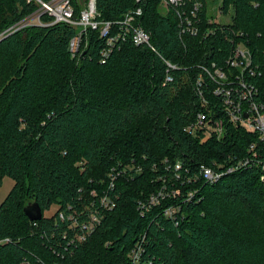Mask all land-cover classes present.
<instances>
[{
  "label": "trees",
  "instance_id": "16d2710c",
  "mask_svg": "<svg viewBox=\"0 0 264 264\" xmlns=\"http://www.w3.org/2000/svg\"><path fill=\"white\" fill-rule=\"evenodd\" d=\"M160 2L97 0L104 21L140 5V23L157 52L120 39L103 57L105 39L88 29L72 56L78 26L50 24L47 14L43 25L0 37V184L4 176L14 181L0 203V264H264L258 168L213 183L194 176L200 164L246 155L258 134L230 125L224 138L201 141L184 130L202 109L194 90L199 65L224 61L232 44L219 31L205 36L207 27L242 34L264 100V0H220L222 14L232 10L227 24L208 23L202 0V33L183 39L174 13H163ZM72 3L76 17L82 5ZM38 7L35 0H0V33ZM163 58L177 65L172 81L164 82ZM117 172L109 189V174ZM163 188L167 195L150 206L149 196ZM92 189L100 196L106 189L114 208L79 241L82 230L69 227L68 214L89 218L97 203ZM29 201L42 212L58 208L29 220ZM168 206L176 208L171 217L163 213Z\"/></svg>",
  "mask_w": 264,
  "mask_h": 264
},
{
  "label": "built area",
  "instance_id": "2783aa9c",
  "mask_svg": "<svg viewBox=\"0 0 264 264\" xmlns=\"http://www.w3.org/2000/svg\"><path fill=\"white\" fill-rule=\"evenodd\" d=\"M35 1L40 3L39 17L34 20L30 19L31 16L22 19L2 31L0 37L30 24L43 25L45 23H42L40 16L47 14L51 17L50 24L65 22L78 26L77 34L69 42V50L72 56L80 49L82 35L88 29L99 30V34L105 39L106 45L101 51L103 57H107L110 51L116 48L120 39H130L135 45L145 44L156 51L150 43L149 32L140 23L142 14L140 5L126 11L119 20L104 21L99 19L100 13L97 9V0H79L82 6L76 17L74 16L72 0ZM135 1L136 3H142L143 0ZM160 6L163 13L168 11L174 13L177 19L178 35L181 39L186 35L196 36L202 33V0H161ZM218 12L222 14L220 8ZM207 16L209 17L208 14ZM35 20L37 21L35 22ZM211 21L216 22L209 17L207 22ZM229 30L227 26L207 27L204 30L205 36L219 31L232 44L224 61H211L209 64L199 65L201 71L194 81V90L202 109L196 112L195 118L184 127V130L194 136H199L201 141H205L210 137L220 140L225 137L229 126L234 125L243 128L247 132L257 133L258 142L249 144L246 155L227 154L220 161L213 159L210 164H200L199 174L195 173L194 176L213 183L224 174L247 166H254L259 170V180L264 187V100L260 96L257 84L253 83L254 77L260 73L253 63L249 48L242 40V34L233 32L234 35H232ZM163 60L167 66L164 82L172 81L173 76L170 70L177 68V65L167 59L163 58ZM181 166L180 160H176L173 169L176 178L180 177L179 170ZM123 172L126 175L129 173L128 171ZM118 175L119 172L109 174V189L114 188L115 179ZM90 194L97 198V203L94 200L92 201L91 205L94 210L89 213L87 220L78 222L74 215L71 214L70 216L68 214L71 222L68 224L69 227H79L82 230L81 234L76 233V238L79 241L85 240V237L92 233L104 212L114 208V201L106 189L101 196L93 189ZM165 195H167V192L164 191V188L160 189L149 196L147 203L154 206ZM139 208L141 213L146 210L145 206ZM175 211L176 208L168 206L164 208L163 213L165 216L171 217ZM64 217V213L59 210L57 218L63 220Z\"/></svg>",
  "mask_w": 264,
  "mask_h": 264
},
{
  "label": "rangeland",
  "instance_id": "374dc122",
  "mask_svg": "<svg viewBox=\"0 0 264 264\" xmlns=\"http://www.w3.org/2000/svg\"><path fill=\"white\" fill-rule=\"evenodd\" d=\"M207 3V14L209 15V17H211L214 21L216 22H220V23H229L231 20V15H232V10L230 9L228 14H221L218 12L219 9V5H220V0H206ZM40 5V3H39ZM39 7L37 9H35L33 12L29 13L28 15L22 17L21 19H19L18 21H16L13 24H16L18 22H20L22 19L26 18V17H30L31 20L37 19L39 17ZM37 20H35L36 22ZM12 24V25H13ZM11 26V25H10ZM9 26V27H10ZM25 27V26H24ZM23 28V27H21ZM20 28V29H21ZM7 29V28H6ZM4 31V30H3ZM4 36V35H3ZM2 37V36H1ZM14 184V181L12 178H10L9 176H4L2 178V182L0 184V203L1 201L5 198V196L8 194V192L10 191V189L12 188ZM58 206L56 204H52L48 209L44 210L43 216L44 217H50L52 216L56 210H57Z\"/></svg>",
  "mask_w": 264,
  "mask_h": 264
},
{
  "label": "water",
  "instance_id": "95a60500",
  "mask_svg": "<svg viewBox=\"0 0 264 264\" xmlns=\"http://www.w3.org/2000/svg\"><path fill=\"white\" fill-rule=\"evenodd\" d=\"M23 211L29 220H39L42 217V210L35 201L25 203Z\"/></svg>",
  "mask_w": 264,
  "mask_h": 264
}]
</instances>
